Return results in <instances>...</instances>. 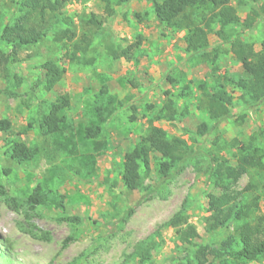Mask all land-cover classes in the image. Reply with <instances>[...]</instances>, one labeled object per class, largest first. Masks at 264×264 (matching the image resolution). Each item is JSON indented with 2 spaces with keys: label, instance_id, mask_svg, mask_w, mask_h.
Listing matches in <instances>:
<instances>
[{
  "label": "rangeland",
  "instance_id": "rangeland-1",
  "mask_svg": "<svg viewBox=\"0 0 264 264\" xmlns=\"http://www.w3.org/2000/svg\"><path fill=\"white\" fill-rule=\"evenodd\" d=\"M10 1L13 0H0L3 12ZM109 1L107 7L104 0H66L62 14L69 18L72 25L68 26L76 31L74 41H44L20 49L14 70L19 87L11 95L5 89L11 83L0 80V119L9 122L6 130L0 132V264H141L139 257L132 256L138 247L150 255V260L143 264L185 263L195 248L210 243L218 245L232 233L233 225L208 230L205 201L209 193H215V187L206 182V158L201 148L211 147L212 134L200 139L203 144L201 148L195 147L192 161L183 164L166 182L158 178L152 165L145 179V185L152 187L150 194L127 192L120 184L119 172L124 153L150 125L188 143L192 136L188 132L203 122L212 125L199 107L202 95L196 84L210 82L214 75L235 82H240L241 77L245 79L230 42L237 38L251 44L254 52L258 51L264 41L263 19H257L248 29L227 27L224 31L229 37L225 43L215 35L219 24L211 25L209 49L220 47L211 76L213 66L209 62L185 52L184 31L173 32L156 21L152 4L161 0H126L120 4ZM230 5L244 19L252 6L264 8V0L257 4L252 0H232ZM205 14L211 16L208 10ZM91 15L101 23L97 28L89 23ZM60 26L67 27L59 23L55 28ZM82 33L90 38V47L71 59L72 46ZM52 34L48 33L49 40ZM109 46L116 53L131 47L125 57L113 59L108 53ZM53 58L54 65L64 69V73L46 91L41 83L44 75L41 65ZM90 58L93 62L85 64ZM225 83L226 90L234 97V108L232 116L221 121L217 130L223 142L246 141L258 127L264 126V101L248 108L239 100L240 85L226 80ZM102 84L119 99H130L101 126L97 138L79 141L78 153L86 158L95 154L94 141L102 143L94 170L76 163L66 151L56 148L54 137H43L34 130L21 133L39 106L66 97L69 106L65 114L71 122V132L78 134L91 120L88 104ZM168 98L173 99L179 112L185 110L186 114L174 121H154L156 112ZM131 115L134 120H129ZM14 138L38 145L41 155L28 164L11 161L5 154L6 141ZM88 165L92 167V162ZM260 178L256 172L242 174L229 190L245 194V187L252 181L258 189L253 194L260 197L259 212L264 216ZM45 181L51 196L61 201L62 207L29 208L27 196L36 184ZM185 199L188 200L184 212L187 223L194 226L198 236L193 239L195 247L183 245L175 229L164 226ZM148 239L149 247L148 242L143 243ZM249 264H264V258Z\"/></svg>",
  "mask_w": 264,
  "mask_h": 264
},
{
  "label": "trees",
  "instance_id": "trees-1",
  "mask_svg": "<svg viewBox=\"0 0 264 264\" xmlns=\"http://www.w3.org/2000/svg\"><path fill=\"white\" fill-rule=\"evenodd\" d=\"M65 1L13 0L3 7L5 8L4 12L0 6V80L11 83L5 88L7 92L10 91L9 94L14 93L13 90L19 87L18 76L14 70L19 63L17 59L20 49L44 41L52 43L74 41L77 35L76 31L74 27L68 26L72 24H70L69 18L62 14ZM104 1L108 7L110 1ZM125 1L116 0L117 4ZM231 1L161 0L153 2L152 11L158 23L173 32L184 31L185 52L190 56L198 55L203 61L209 62L210 66H213L211 69V76H213L216 69L214 67L215 59L220 47L214 46L211 50L209 49L208 36L212 32L211 25L214 22L219 24L215 35L222 43L228 41L229 35L224 31L227 27L236 26L248 29L259 18L263 19L264 25V8L262 6L260 8L252 6L250 14L241 19L235 13L233 6L230 5ZM258 1L260 0H252L256 4ZM8 8L13 9L6 12ZM207 10L210 11L211 16L205 14ZM110 13L112 14V11ZM59 23L67 25V27L61 28L60 26L56 29L55 26ZM89 23L96 28L101 25L94 15H91ZM50 31L54 35L52 34V38L49 40L47 35ZM90 44L91 40L88 35L82 33L80 40L72 46L70 58L76 57L79 51L87 52ZM134 45L137 46L138 42ZM230 46L245 79L241 77L240 82H235L226 78L222 80L214 75L210 82L199 81L196 84L197 91L202 95L199 107L205 111L207 119L212 122V125L203 122L193 132H188L192 135L189 137L190 143L181 137L168 135L160 127L150 125L145 134L140 135L132 148L124 153L121 162L119 181L122 187L127 192L137 191L150 194L152 187L145 185V179L152 165L156 169L158 178L162 182H166L183 164L192 161L195 147L201 148L203 144V140L200 141V139L205 135H213L210 142L211 147L207 150L201 148L206 158V171L204 172L206 182L215 187V193H209L205 201L208 230L227 229L230 225H233V230L218 245L210 243L199 246L186 257L185 263L176 264H249L264 258V216L260 214L257 205L260 197L253 194L258 190L256 184L252 181L247 184L244 189L246 195L233 193L229 190V186L234 184L242 174L256 172L261 175L260 193L264 197V126L258 127L246 141L234 139L231 142H223L217 130V125L221 121L232 116L234 108V97L226 90L228 85L225 80L233 85H240L238 86L241 93L239 100L246 107L250 108L264 101V41L260 43V48L256 52L251 44L244 43L237 38L231 40ZM130 47L123 48L118 53L113 51L112 47L107 48L113 59H119L128 54ZM55 62L56 59L53 58L46 60L41 65V69L44 71L41 83L46 91H50L64 73V69H59L54 65ZM92 62L93 58H90L86 60L85 64ZM30 88L32 89L33 85ZM179 95L185 97V94L180 93ZM129 99L130 97L119 99L110 94L105 84H102L88 104V114L91 120L79 130L78 134L71 132V122L65 114V109L69 106L68 98L61 97L53 102H44V107L39 106L32 112L21 133L27 134L34 130L43 137H54L56 148L66 151L72 160H77L76 163L94 170V161L102 143L93 142L95 154L88 155V158L78 153L77 145L79 141L97 138L101 132V126L107 123L118 110L125 107L129 103ZM133 109L135 110L134 107ZM185 114V110L179 112L173 99L168 98L153 119L154 121L163 119L174 121ZM129 120H134V116L131 115ZM8 125L7 120L0 119V132L6 130ZM46 140L44 139V141ZM6 145L5 154L11 161L19 165L28 164L41 155V148L38 145H29L16 138L7 140ZM223 151H226L225 154ZM91 162L92 167L88 165ZM45 184L46 181L43 184L38 183L31 190L26 200L29 208L36 206L62 207L61 201L51 196L52 191ZM187 201V199L183 201L180 209L164 226L175 229L177 239L183 245L195 247L193 239L198 236L194 226L187 223L188 217L184 213ZM146 242L149 247L151 240L143 241V243ZM132 256L139 257L138 261L141 264L150 260L149 253L139 247Z\"/></svg>",
  "mask_w": 264,
  "mask_h": 264
},
{
  "label": "bare ground",
  "instance_id": "bare-ground-1",
  "mask_svg": "<svg viewBox=\"0 0 264 264\" xmlns=\"http://www.w3.org/2000/svg\"><path fill=\"white\" fill-rule=\"evenodd\" d=\"M34 228V227H33ZM46 233V232H45Z\"/></svg>",
  "mask_w": 264,
  "mask_h": 264
}]
</instances>
